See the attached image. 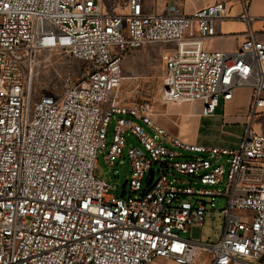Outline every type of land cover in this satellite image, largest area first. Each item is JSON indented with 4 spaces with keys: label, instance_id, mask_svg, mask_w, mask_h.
<instances>
[{
    "label": "built area",
    "instance_id": "2783aa9c",
    "mask_svg": "<svg viewBox=\"0 0 264 264\" xmlns=\"http://www.w3.org/2000/svg\"><path fill=\"white\" fill-rule=\"evenodd\" d=\"M241 3L245 40L233 51H210L224 3L188 14L177 4L159 13L146 0H128L121 14L106 13L105 0H0V264H264V135L247 125L234 148L187 143L157 122L153 101L119 96L127 55L156 45L164 105L202 100L211 115L250 88L251 115L263 112L264 41L251 29L249 0ZM42 51L65 52L90 68L60 97L42 95L32 108ZM114 114L109 164L133 141L124 196L95 174ZM219 197L226 198L221 210ZM217 211L220 238L181 235Z\"/></svg>",
    "mask_w": 264,
    "mask_h": 264
},
{
    "label": "rangeland",
    "instance_id": "374dc122",
    "mask_svg": "<svg viewBox=\"0 0 264 264\" xmlns=\"http://www.w3.org/2000/svg\"><path fill=\"white\" fill-rule=\"evenodd\" d=\"M127 1L105 0V12L125 13ZM151 1L153 0H146V4L150 7ZM88 68H90L88 62L70 58L65 52L42 51L37 53L32 75V108L42 95L49 94L56 98L60 97L65 91L67 81L69 79H82V72ZM164 72V61L158 46L148 45L143 49L129 53L124 61L125 79L119 90L120 99L127 102L145 99L153 101L156 107L159 106L155 119L157 121H159V118L170 120V126L173 131L187 143L221 148L238 146L245 130L244 119L228 116L226 114L227 108L224 118L223 102H221L217 111L211 115H202L204 110V102L202 100L187 104L163 105L159 93L163 86ZM117 118L118 115L114 114L109 127L107 146L105 149L101 148L98 153L95 163V174L112 185L111 193L121 195L123 184L131 176V159L128 150L133 145V141L128 140L124 153L117 158L114 165H110L106 154L113 143ZM138 122L152 137L157 134L152 127L147 126L141 120H138ZM138 145L142 147L140 142H138ZM183 154L193 155L194 153L184 151ZM219 164H225L228 169L226 158L220 159ZM179 177L188 182L190 180L188 176L179 175ZM223 179L225 181L226 175L223 176ZM195 185L197 187L202 186L200 183ZM224 187L225 182L220 186L214 187V189ZM128 190V195H130V187H128ZM225 206L226 198L219 197L217 209L221 210ZM223 229L224 215L217 211L213 219L207 218L204 226L200 229H187L181 235L184 238H194L202 243H207L213 242L214 237L220 238ZM201 256L206 257L208 255L202 254ZM158 262L159 264H174L172 261L164 259H159Z\"/></svg>",
    "mask_w": 264,
    "mask_h": 264
},
{
    "label": "crops",
    "instance_id": "0c3cea01",
    "mask_svg": "<svg viewBox=\"0 0 264 264\" xmlns=\"http://www.w3.org/2000/svg\"><path fill=\"white\" fill-rule=\"evenodd\" d=\"M216 3L225 4V17L216 20L215 25L217 34L206 41V48L210 51H233L245 40V34L249 29V25L241 17L243 13L241 0H153L151 1V10L161 13L165 10L167 5L177 4L184 12L192 14L200 8ZM248 10L250 15L255 17L251 29L258 38L264 41V0H249ZM158 49L162 55L163 49L159 46ZM251 101L252 90L250 88L237 89L232 100L223 102V117L225 118L226 116L225 113L227 108L226 114L228 116L244 119L245 124H243L245 128L247 124L252 125L257 133L264 135V111L255 116L250 115ZM157 108L159 111V106L156 107L155 105V117L156 113H158ZM202 115L205 114L202 113ZM158 120L157 122L162 127L171 134L179 137L171 128L170 120L166 118H159ZM158 260L159 259H157L154 264H159ZM172 262L176 264L174 261Z\"/></svg>",
    "mask_w": 264,
    "mask_h": 264
},
{
    "label": "water",
    "instance_id": "95a60500",
    "mask_svg": "<svg viewBox=\"0 0 264 264\" xmlns=\"http://www.w3.org/2000/svg\"><path fill=\"white\" fill-rule=\"evenodd\" d=\"M150 179H149V181H148V184H150L151 183V181H152V178H153V176H154V169H151L150 170ZM126 186H127V181L123 184V191H122V194H121V196H124L125 195V192H126Z\"/></svg>",
    "mask_w": 264,
    "mask_h": 264
},
{
    "label": "bare ground",
    "instance_id": "6f19581e",
    "mask_svg": "<svg viewBox=\"0 0 264 264\" xmlns=\"http://www.w3.org/2000/svg\"><path fill=\"white\" fill-rule=\"evenodd\" d=\"M159 96H160V93H159Z\"/></svg>",
    "mask_w": 264,
    "mask_h": 264
}]
</instances>
